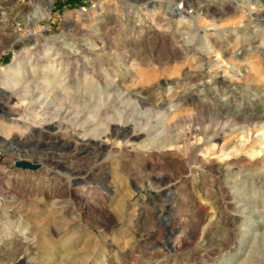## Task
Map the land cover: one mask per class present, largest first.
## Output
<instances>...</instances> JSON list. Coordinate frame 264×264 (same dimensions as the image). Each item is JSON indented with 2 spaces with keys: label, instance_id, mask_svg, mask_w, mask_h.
Wrapping results in <instances>:
<instances>
[{
  "label": "rangeland",
  "instance_id": "1",
  "mask_svg": "<svg viewBox=\"0 0 264 264\" xmlns=\"http://www.w3.org/2000/svg\"><path fill=\"white\" fill-rule=\"evenodd\" d=\"M260 10L264 0H0V92L18 107L0 110V135L14 144L0 140V264H264ZM184 37L195 42L177 60ZM188 69L196 81L167 86ZM140 89L189 95L143 115L163 134L153 147L112 135L136 121L123 98ZM174 107L180 118L167 113ZM206 127L220 138L205 142ZM194 129L185 152L177 138ZM84 138L103 148L81 149ZM52 156L65 157L61 166L15 196L20 175L8 176ZM201 249L209 256L189 254Z\"/></svg>",
  "mask_w": 264,
  "mask_h": 264
},
{
  "label": "bare ground",
  "instance_id": "2",
  "mask_svg": "<svg viewBox=\"0 0 264 264\" xmlns=\"http://www.w3.org/2000/svg\"><path fill=\"white\" fill-rule=\"evenodd\" d=\"M181 3V2H180ZM179 8L181 9V4H180V6H179ZM219 10V9H218ZM241 10H243V9H241ZM213 11H215V10H213ZM223 11V10H222ZM225 12H227V10L225 11ZM260 13L262 12L263 13V15H264V10H260L259 11ZM260 15V14H259ZM257 16V15H256ZM249 17V16H248ZM257 18V17H256ZM259 19V18H258ZM261 20V19H260ZM180 21V23L179 24H184L185 22H186V20L185 19H183V18H181V20H179ZM258 22V21H257ZM260 22V21H259ZM249 23V22H248ZM178 24V25H179ZM264 25V24H263ZM197 28V27H196ZM191 29H193V28H190V27H188V30L187 31H184V33H186V34H188L189 33V31L191 30ZM196 30V29H195ZM192 31V30H191ZM193 33H192V36H196L197 35V32L196 31H192ZM157 34V33H156ZM173 34V33H172ZM177 35V34H176ZM199 35V34H198ZM238 35V34H237ZM163 36V34L161 35V37ZM189 36V35H188ZM230 37V36H229ZM237 37V36H236ZM172 39V38H171ZM175 39V38H174ZM178 39V38H177ZM198 39V38H197ZM209 39V38H208ZM193 40V38H191V37H184V39H183V41H182V46H183V48H180V47H178V49L177 50H173V52L175 53V55L176 56H174V53H173V56L174 57H176L177 58V60H178V56H180V54H183L182 52L183 51H187L188 50V46H193L192 44L195 42V41H192ZM194 40H195V38H194ZM202 40V39H201ZM221 40V39H220ZM175 41H177V40H175ZM211 41V40H210ZM151 42V41H150ZM167 42H168V47L169 48H171V47H173V43H172V40H169L168 38H167ZM180 42V41H179ZM202 42V41H201ZM229 42V41H228ZM161 43V42H160ZM209 43V42H208ZM208 43L205 41H203L202 42V48L204 49V50H208L210 47H209V45H208ZM216 43V42H215ZM149 44V43H148ZM162 44H163V42H162ZM223 44V43H222ZM160 45V44H159ZM164 45V44H163ZM161 46V45H160ZM166 46V45H165ZM197 46V45H196ZM195 46V47H196ZM220 46V45H219ZM162 47V46H161ZM217 47V46H216ZM156 48V47H155ZM165 48V47H164ZM163 48V49H164ZM177 48V47H176ZM175 48V49H176ZM197 48V47H196ZM191 49V48H190ZM203 50V51H204ZM214 51V50H213ZM221 51V50H220ZM264 51V50H263ZM169 53V52H168ZM218 53V52H217ZM262 53V50H261V52H260V54ZM259 54V55H260ZM263 54V53H262ZM170 55V54H169ZM222 55V54H221ZM182 56V55H181ZM195 56V55H194ZM218 57L220 58V54H218ZM175 58V59H176ZM183 60V59H182ZM174 61H176V60H174ZM178 62V61H177ZM180 62V61H179ZM221 62H223V61H221ZM204 63V62H203ZM165 64V63H164ZM164 66V65H163ZM202 66V65H201ZM160 67V66H159ZM164 67H166V66H164ZM175 67V66H174ZM191 67V66H190ZM189 67V68H190ZM149 68V67H148ZM193 68V67H192ZM150 69V68H149ZM163 69V68H162ZM199 69V68H198ZM197 69V70H198ZM170 70V69H169ZM184 70H186V69H184ZM189 70V69H188ZM193 70H196V69H193ZM161 71V70H160ZM166 71H167V69H166ZM165 71V72H166ZM215 72V71H214ZM162 73V72H161ZM164 73V72H163ZM165 74V73H164ZM167 74H168V72H167ZM140 75V74H139ZM198 75V74H197ZM161 76H162V74H161ZM186 77V79H184V81H180L179 79L178 80H172V78H171V80H168L167 82H166V84H167V86H169V85H173L175 88H177V89H181V88H183V87H185L186 85H191L192 84V82L193 81H196L195 80V78L197 77L196 76V74L192 71V70H189L188 71V73L185 75ZM200 76V75H199ZM139 78V77H138ZM198 78V77H197ZM201 79V78H200ZM86 80V79H85ZM123 88V87H122ZM146 88V87H145ZM12 89V88H11ZM189 90V89H188ZM157 92V91H156ZM13 94V93H12ZM183 94V93H182ZM11 95V94H10ZM122 95V94H121ZM124 98H123V100H125V101H127L128 103H130V102H132V101H134V103H135V111H136V114H135V116H136V121L133 123V124H131L130 122H125V123H123V124H119V125H117V124H114V126L112 127V135H115V136H117V137H121L123 140H125V142L126 143H128V142H134L135 143V145H136V148L138 147V148H142V147H144V146H150V147H153V146H155V145H157L158 144V141L160 140V139H162V136H163V134H158V135H154L153 133H154V127H153V125L151 124V118H152V116H151V118H144L143 117V115H145V114H147L148 113V111H150V110H159V109H161L162 107H164V105L166 104V103H171V104H173L175 101H177V100H179V102L178 103H183V101H185L186 99H187V97L189 96H187L186 94H183L182 96H179L178 98H176L178 95L177 94H167V95H165V96H160V97H154L153 95H152V93L151 92H145V91H143V89H140V90H135V91H133V93H131V92H128V91H126V92H124ZM0 96H1V99H3L2 100V102H0V110L3 112V113H6V114H9V115H15L16 113H17V111H18V107L17 106H11V105H9V103L11 102V100L13 99V98H9L8 100H5L6 98V96H7V93L6 92H0ZM14 97V96H13ZM15 100V99H14ZM189 101V100H188ZM176 103V102H175ZM17 104V103H16ZM169 105V104H168ZM182 105V104H181ZM133 106V105H132ZM173 106V105H172ZM147 107V108H146ZM165 107H166V105H165ZM142 108H145L146 110L143 112L142 111ZM167 109V108H166ZM156 110V111H157ZM178 109L176 108L175 109V107L174 108H172V110L170 109L167 113L169 114V116H173L174 117V119H176V118H180V113L179 114H176V111H177ZM199 111V110H198ZM197 111V112H198ZM159 112V111H158ZM162 112V111H161ZM161 112H160V114H161ZM182 113V112H181ZM196 113V112H195ZM152 114V113H151ZM176 114V115H175ZM211 114V113H210ZM149 115V114H148ZM182 116V115H181ZM144 118V119H143ZM237 121V120H236ZM58 120L57 119H52L49 123H48V126H49V128H56L55 127V124H56V126H57V124H58ZM264 123V122H263ZM145 125V126H148V128H144L142 125ZM259 124V123H258ZM60 125V124H59ZM47 126V127H48ZM58 127V126H57ZM170 126H167L166 127V132L168 133V131H169V128ZM212 127V126H211ZM52 130V129H51ZM212 129L210 128V127H206V128H204V136H205V142H210V141H212V140H216L217 138H220L219 137V134L216 132V131H214V132H212L211 131ZM160 131V130H159ZM225 132V131H224ZM163 133V132H162ZM220 133V132H219ZM170 134V133H169ZM199 134H201V130H193V131H189L188 133L186 132V134H184V135H180L178 138H177V141H176V144L177 145H181V148L182 149H184V151L185 152H188V150L190 149V146L191 145H193L194 143V140H197V137H198V135ZM170 136H171V134H170ZM0 140L2 141V143L4 144H8V146L11 144V146H13L14 147V144H13V142H11V141H8L7 139H3V136H1L0 135ZM82 140V139H81ZM80 141V140H79ZM81 144H82V148L81 149H86V148H88V147H96L97 149H99V150H97V151H100L102 148H103V142H101L100 140L98 141V140H96V139H87V138H84L82 141H81ZM3 146V145H2ZM78 146V145H77ZM4 147H5V145H4ZM12 147V148H13ZM125 147V146H124ZM204 147V146H203ZM196 148V147H195ZM198 148V147H197ZM208 148V147H207ZM264 148V147H263ZM77 150H79V149H77ZM152 150V149H151ZM180 150V149H179ZM196 150V149H195ZM235 150V149H234ZM76 151V150H75ZM74 151H71L70 153H73ZM142 152V151H141ZM70 153H69V155H70ZM72 155V154H71ZM70 155V156H71ZM136 157V156H135ZM65 159V157H63V156H60V157H56V156H52V157H50V158H46V160L45 161H43V162H41L39 165H34L32 162H27L26 161V163H27V165L28 166H26V167H21V168H19L18 169V173H15V175H12V174H10V176H8V177H10V178H12L13 176H16V178L18 177V175H20L18 178H20V182H19V189L20 190H15V192H16V194H15V196L17 195V194H21V192H22V190L27 186V184H28V182H29V178H31V177H36V175H38V174H40L41 172H42V170L43 169H49V167H52L53 169L54 168H57V167H59V166H61V164H62V159ZM16 160H23V156L22 155H20V156H18V158L16 159ZM30 160H32V159H30ZM191 161V160H190ZM176 162V161H175ZM207 162H209L208 160H207ZM212 162V161H211ZM235 162V161H234ZM36 163H38V162H36ZM141 163V162H140ZM146 163V162H145ZM144 163V164H145ZM193 163L195 164V165H199V166H203L204 165V167L205 168H209V170L210 171H212V172H214V171H219V169L217 168H215V166H211V167H208V165H205L203 162H202V160L199 158V156H197V155H194L193 156ZM157 166V165H156ZM148 167V166H147ZM64 169V168H63ZM204 169V168H203ZM59 170V169H58ZM62 170V169H61ZM65 170V169H64ZM202 170V169H201ZM60 171V170H59ZM57 172V171H56ZM64 172V171H63ZM72 172V174H74L75 175V173H77V174H79L80 175V173H88V171H80V170H78L77 172L76 171H71ZM219 173V172H218ZM60 174V173H59ZM48 175V174H47ZM62 175V174H61ZM83 175V174H82ZM91 175V174H90ZM40 176V175H39ZM53 176V175H52ZM78 176V175H77ZM84 176V175H83ZM215 176V175H214ZM49 177V176H48ZM35 179V178H34ZM14 180V179H13ZM33 180V179H32ZM70 180V179H69ZM217 180V179H216ZM31 181V180H30ZM73 184V183H72ZM47 186V185H46ZM70 186V185H69ZM61 187V186H60ZM69 188V187H68ZM75 189V188H74ZM4 192H8V191H10V189H9V187H5L4 188ZM66 190V189H65ZM68 190V189H67ZM14 191V190H13ZM72 191V190H71ZM51 192V191H50ZM67 192H70V191H67ZM22 193H24V191L22 192ZM68 195H69V193H68ZM74 195H76V194H74ZM1 196H2V194H1ZM38 196V195H37ZM58 197V196H57ZM56 197V198H57ZM62 197V196H61ZM74 197V196H73ZM88 197V196H87ZM228 198V197H227ZM60 200V199H59ZM89 200V199H88ZM88 200H86V201H84L83 202V204H82V207L83 208H87V203L89 202ZM230 201V200H229ZM91 202V201H90ZM12 203V202H11ZM56 204V203H55ZM231 204V203H230ZM56 205H58V204H56ZM90 205V204H89ZM228 205V204H227ZM226 205V206H227ZM59 207V206H58ZM203 209V208H202ZM205 211V210H204ZM200 214V213H199ZM170 221L171 220H169V223H170ZM205 240V239H204ZM211 240L209 239V238H207L206 240H205V244L208 246L209 244H211ZM171 244H173L172 246H171V249H173L174 250V252H178L179 250H180V248H181V242H175V243H171ZM19 245V244H18ZM21 246V245H20ZM224 247V246H223ZM21 248V247H20ZM30 249V248H29ZM17 252L19 251V250H22V249H15ZM197 250V249H196ZM193 251V252H188L191 256H203L204 255V257L205 256H209V250L208 249H201V250H198V251ZM182 253V252H181ZM13 254V253H12ZM212 254H214V253H212ZM16 256L17 255H14V262H18V259L16 258ZM193 257V258H194ZM10 262V261H9ZM12 263V262H11ZM19 263V262H18ZM261 264V263H260Z\"/></svg>",
  "mask_w": 264,
  "mask_h": 264
}]
</instances>
